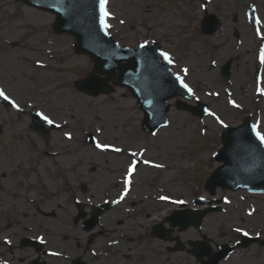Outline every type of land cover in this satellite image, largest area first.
<instances>
[{
  "label": "rangeland",
  "instance_id": "374dc122",
  "mask_svg": "<svg viewBox=\"0 0 264 264\" xmlns=\"http://www.w3.org/2000/svg\"><path fill=\"white\" fill-rule=\"evenodd\" d=\"M212 1L208 11L218 13L222 27L215 35L206 37L199 30L200 0H108L107 24L113 37L129 46L159 41L173 58L174 70L183 74V69H188L184 76L194 87V98L206 102L216 114L199 119L179 109L178 99L173 98L169 101L168 124L150 135L143 132L142 114L124 88L97 97L74 88V82L93 72L92 62L74 52L71 37L53 31V14L16 0H0V75L7 78L4 84L15 92L23 90L27 99L34 96L29 89H39L41 97L31 100L40 103L44 110L50 109L63 125L42 136L30 129L22 117L8 123L0 120L3 122L0 136L8 143L0 144V172L24 179L26 185L33 189L39 187L46 193L24 213L21 223H11V227L21 232V236L42 233L47 239L51 238L46 245L50 251L49 257L46 256L49 261L72 264L59 255H52L59 253L68 258L85 256L89 264H198L185 249L166 250L175 242H163L150 236L153 223L163 218L164 213L183 206L156 201L154 193L158 195L165 189L166 196L173 200H186L185 207H194L198 197L211 198L204 181L220 164L213 159V154L221 146L219 133L224 125H236L250 116L264 133V96L257 91L255 77V70L259 68V87L264 88V64L259 59L260 49L264 47V42H260V37H264V0ZM250 2L257 5L260 35L249 19H243V11ZM233 15L239 20L236 24ZM234 30L240 39L234 38ZM230 57L235 60L230 80L226 82L218 66ZM210 62H215L216 67L212 68ZM44 65L48 67L42 68ZM230 101H235L239 107ZM65 133H71L72 138ZM87 133L93 134L99 142L132 150L122 154L104 153L85 142ZM132 152L138 155L133 157ZM141 152L143 154L139 155ZM136 158L141 160L134 176L136 205L132 212L112 211L106 216L101 234L87 244V234L80 226L72 224V216L64 210L76 213L73 197L85 198L80 188L82 182L88 186L86 194L94 196V200L103 197L105 191L115 192L121 187L123 166ZM143 160L152 163L144 164ZM155 164L162 167H154ZM58 189L70 192L69 205L60 201L62 210L51 208ZM147 194L150 196L145 198ZM214 197H223L224 202L220 210L208 214L201 225V233L207 235L213 249L216 243L238 239L243 233L235 232L237 227L264 235V196L217 188ZM41 201L47 211L53 210L51 215L42 217L35 211ZM153 216L157 219L147 224ZM118 219L122 220L119 225L116 224ZM119 232L123 233L119 235ZM171 235H177L185 248H189L187 240L200 239L193 227L184 231L175 229ZM129 236L132 242H127ZM114 238L121 239L120 243L107 247L105 242ZM101 248L108 250L103 257ZM2 254L6 263L0 256V264H26L35 251L16 246L4 251L0 247ZM219 264H264V248L255 244L246 249L238 248Z\"/></svg>",
  "mask_w": 264,
  "mask_h": 264
},
{
  "label": "water",
  "instance_id": "95a60500",
  "mask_svg": "<svg viewBox=\"0 0 264 264\" xmlns=\"http://www.w3.org/2000/svg\"><path fill=\"white\" fill-rule=\"evenodd\" d=\"M21 1L55 13V31L73 36L76 52L87 54L94 61L95 71L107 75V78L89 75L76 82L77 89L97 95L111 91V88L107 87L108 81L128 86L137 95L139 106L144 111V127L153 130L164 123L168 108L166 100L177 94L182 95L183 92L175 87L173 76L167 67L160 63L157 45L140 50L120 49L100 23L99 0ZM230 62L231 60H228L222 67L225 77L229 75ZM116 69L118 74H115ZM184 107L197 115L200 114L199 108L189 105ZM251 125L250 120L246 118L242 124L227 126L222 131V147L215 154V159L222 164L212 172L205 183L211 194L215 193L216 186L230 190L245 188L251 192H264V145L256 140ZM212 201L219 202L200 199L197 203L210 204ZM213 210L216 208L176 210L168 219L172 226L177 225L180 230L190 225L199 229L203 217ZM189 243L193 247L191 252L201 264H216L225 253L234 249L222 245L218 246V252L215 253L207 246L206 240ZM240 245L246 246V240L243 239ZM175 249H181V246ZM203 255L208 259L203 260Z\"/></svg>",
  "mask_w": 264,
  "mask_h": 264
},
{
  "label": "flooded vegetation",
  "instance_id": "af4514ba",
  "mask_svg": "<svg viewBox=\"0 0 264 264\" xmlns=\"http://www.w3.org/2000/svg\"><path fill=\"white\" fill-rule=\"evenodd\" d=\"M6 79L5 78H0V88L4 89L5 93L12 99L15 100L17 104H19L20 108L16 109L13 108L12 106H9L7 104H5L4 102L0 101V120L4 121V122H9V120L13 119V118H18L20 119L22 117V119H24L25 117L29 119L31 118L32 112L36 111V109L41 110L45 113H47V115L51 118V119H55L53 116V112L48 109L45 108V111L42 107L41 104L36 102V101H32V98H35L40 96L41 97V93L39 89L33 88V89H29L32 90L34 93L33 97H30L31 99H27V95H25V93L23 92V90H20L18 92H15L12 90V88H10L9 85L4 84V81ZM29 97V96H28ZM32 103L34 105V107L32 109H28V104ZM15 116V117H14ZM20 117V118H19ZM21 120V119H20ZM1 125H3V122L0 123ZM19 134V133H18ZM4 144V140L3 138L0 139V144ZM7 180L10 181V183L7 182ZM26 181L24 179L18 178V177H14L13 175L11 177H9L8 175L5 176V174L3 172H0V226H3L0 228V247H2L4 249V251L6 249H11L12 247L16 246V247H23V248H28V249H32L35 251V255L34 256H29V261L26 262V264H44L43 261H45L46 263H54L48 260V258L46 257V245L48 244V242H50L51 238H46L43 236L42 233H32V234H23L21 236V232L18 233L14 227H11V223H13V225H17L18 223H21L20 219L24 218V213H26L27 210L30 211V209L32 207H34V203H36L38 201L39 198H44L45 197V192L44 189H40L39 187H36L35 189L32 188L31 185H26ZM29 191L33 192V195H27V193ZM69 195L70 192H66L65 190L60 191L59 189L57 190V193L53 196L54 200H53V205L51 206V208H58V210H62V203L60 201H65L68 203L69 205ZM105 200H110V201H116L118 200V195L117 194H108L105 196V198L101 201H105ZM86 204V202H84ZM120 203V202H119ZM119 203H114V205L112 206V208L109 210H113ZM40 205L42 206H35V211L40 215V216H49L51 215V213H53L52 211H47L45 209L46 206L43 205L42 201L40 202ZM127 206H134L133 202H128ZM74 208L75 205H74ZM89 208L88 204H86L85 207V212H89ZM108 211V212H109ZM64 213L67 214L68 216H75V214H71L69 211L64 210ZM88 216V215H87ZM101 226L97 228L98 231L103 230V224L104 221L106 220V216L103 215V218H101ZM122 223V220L118 219L116 220V224L119 225ZM75 226V223H72ZM6 228H9V232L6 231ZM27 228V227H24ZM117 231V229H116ZM103 233V232H102ZM34 234V235H33ZM99 234H101V231L99 232ZM38 237H43L44 238V242L46 243H34L32 241L29 245L27 238H31L34 240H39ZM10 241V243H9ZM87 244L88 243L87 241ZM36 249H39L38 251ZM3 257V262L6 263L5 261V257L4 255H0ZM78 258V259H75ZM36 259V260H34ZM63 259L66 263H75L76 261H78V263L80 264H89V262L87 261V259L85 258V256H70L69 258L67 256H63ZM75 259V260H74ZM84 261L81 262L80 260ZM73 260V261H72ZM56 264V263H54Z\"/></svg>",
  "mask_w": 264,
  "mask_h": 264
},
{
  "label": "snow or ice",
  "instance_id": "6c2138e0",
  "mask_svg": "<svg viewBox=\"0 0 264 264\" xmlns=\"http://www.w3.org/2000/svg\"><path fill=\"white\" fill-rule=\"evenodd\" d=\"M108 4V0H99V19H100V23L103 26L104 29H107L109 27V25L105 22L106 21V17H108L110 15V13L107 10L106 5ZM250 19H254V22L256 25H260L261 24V20L259 17H252L250 16ZM257 34L260 35V29L257 28ZM148 41H145L144 43H142L140 45L141 48H145L146 45L148 44ZM159 56L163 58L164 61L167 62V64H173L174 61L171 57V55L168 52L165 51H159ZM259 59H260V63L264 64V47H262L260 49V53H259ZM37 63H39V61H37ZM183 72L185 73V75L188 73V69L184 68ZM176 80L179 82V85L185 89L187 91V93H189L190 95H195L193 92V89L191 87H189V85L187 83L184 82V78L182 76H180L179 74L176 75ZM259 83L260 80L258 78L257 81V91L260 92L261 94H264V88L259 87ZM0 98H3L4 100L9 101L10 105L13 108L19 109L20 106L19 104L16 103L15 100H12L4 91V89L0 88ZM198 99V97H197ZM231 103H233L235 105V101H230ZM236 107H239V105H235ZM205 111L207 112L208 115L210 116H216V114L214 112H209L207 109H205ZM36 115L42 120L44 121L46 124L48 125H54L55 121L53 119H51L48 115H45L43 112H37ZM217 121H219V123H221L223 125V121L220 120L219 117H216ZM56 127H60V125H55ZM224 127H227V125H224ZM97 131H99V129H97ZM251 131L254 134L256 140H258L260 142V144L264 145V133H262L261 131H259V127L258 124H253L251 125ZM66 136H68L69 139L72 138L71 133H65ZM153 135H155V133H153ZM96 148H99L101 150H105V149H111L114 152H121L123 151V149L119 148V147H115L112 144H101L99 141H96L95 144ZM143 153H139V155H142ZM131 155L133 157L137 156L138 153L136 152H132ZM139 163V161H137L136 159H132L130 161V163L127 166V170H126V175H125V179H124V190L123 192L120 194L119 199L116 201H113V203H119L120 200H123L124 197L128 194L129 191V186L131 185V177L132 175L136 172L137 170V164ZM144 164H150L152 163L149 160H143ZM154 167H162V165L159 164H155L153 165ZM160 200L162 201H168L173 205H184L187 204L188 202L186 200H173L170 196H160L159 197ZM201 200L205 199L204 197H200ZM235 232L238 233H243V235L247 236L249 233L247 231H245L242 228L237 227L236 229H234ZM38 239L40 240L41 243L44 242V238L43 237H38ZM10 243V241H9ZM52 255H59V253H52Z\"/></svg>",
  "mask_w": 264,
  "mask_h": 264
},
{
  "label": "bare ground",
  "instance_id": "6f19581e",
  "mask_svg": "<svg viewBox=\"0 0 264 264\" xmlns=\"http://www.w3.org/2000/svg\"><path fill=\"white\" fill-rule=\"evenodd\" d=\"M45 67H48V65H45ZM155 241H157V240H155Z\"/></svg>",
  "mask_w": 264,
  "mask_h": 264
}]
</instances>
